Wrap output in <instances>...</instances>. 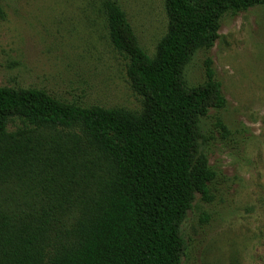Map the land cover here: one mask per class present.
Masks as SVG:
<instances>
[{"label":"trees","instance_id":"1","mask_svg":"<svg viewBox=\"0 0 264 264\" xmlns=\"http://www.w3.org/2000/svg\"><path fill=\"white\" fill-rule=\"evenodd\" d=\"M258 4L165 0L168 29L150 54L119 1L104 0L139 111L0 85V264L182 263L180 224L218 177L197 150L201 120L227 105L211 58L201 83L185 68L225 14Z\"/></svg>","mask_w":264,"mask_h":264},{"label":"rangeland","instance_id":"2","mask_svg":"<svg viewBox=\"0 0 264 264\" xmlns=\"http://www.w3.org/2000/svg\"><path fill=\"white\" fill-rule=\"evenodd\" d=\"M153 54L167 32L165 0H118ZM104 0H0V85L42 88L81 105L142 108L127 59L112 44ZM220 37L185 68L206 79L208 58L227 105L201 120L198 152L218 177L180 224L181 264H264V5L221 20ZM225 128L221 126V123Z\"/></svg>","mask_w":264,"mask_h":264}]
</instances>
